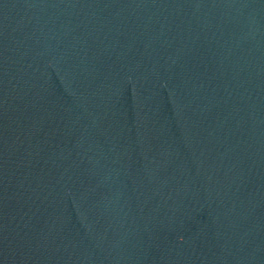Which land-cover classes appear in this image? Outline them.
Segmentation results:
<instances>
[{
  "label": "water",
  "instance_id": "water-1",
  "mask_svg": "<svg viewBox=\"0 0 264 264\" xmlns=\"http://www.w3.org/2000/svg\"><path fill=\"white\" fill-rule=\"evenodd\" d=\"M0 264H264V0H0Z\"/></svg>",
  "mask_w": 264,
  "mask_h": 264
}]
</instances>
